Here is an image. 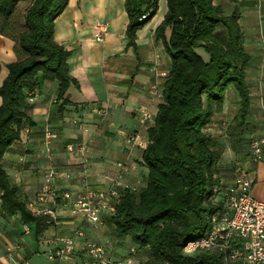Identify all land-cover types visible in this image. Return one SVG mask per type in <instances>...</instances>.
I'll use <instances>...</instances> for the list:
<instances>
[{"label": "trees", "instance_id": "16d2710c", "mask_svg": "<svg viewBox=\"0 0 264 264\" xmlns=\"http://www.w3.org/2000/svg\"><path fill=\"white\" fill-rule=\"evenodd\" d=\"M69 1L0 0V22L9 21L22 3H29L26 29L16 41V50L24 57L8 65L0 87V210L19 214L24 224L34 223L37 237L51 224L28 207L26 196L10 180L4 156L31 124L29 99L47 81L58 82L56 114L72 104L68 89L71 84L79 87V82L70 74L71 52L54 38L56 20ZM159 4L160 0L125 1L128 47H137L138 31L157 15ZM167 8L155 36L170 58V69L163 102L148 129L150 142L143 150L147 182L139 190L123 189L115 214L104 217V222L115 238L130 239L128 249L135 247L136 257L139 250L147 251L146 261L138 259L139 264H227L221 252L186 254L185 247L204 239L213 228V217L223 210L231 180L218 175L224 144L208 131L215 115L223 111L230 89L239 97L238 113L229 126L231 150L237 158L242 153L248 156L255 133L249 122L252 97L247 79L252 57L236 11L225 15L214 0H167ZM0 33L6 35L1 27ZM243 159L231 170L235 172Z\"/></svg>", "mask_w": 264, "mask_h": 264}, {"label": "crops", "instance_id": "0c3cea01", "mask_svg": "<svg viewBox=\"0 0 264 264\" xmlns=\"http://www.w3.org/2000/svg\"><path fill=\"white\" fill-rule=\"evenodd\" d=\"M125 1L70 0L56 20L54 38L71 52L68 59L70 74L79 82V87L75 84L69 87L72 104L66 106L62 114L55 112L57 81H47L40 91H36L29 99L30 131L4 156L10 180L26 196L28 205L36 200L44 182V173L52 167L68 170L72 175V179L56 182L55 187L61 190H79L86 185L107 188L115 178L116 162L129 164V171L124 175L128 186L138 190L146 185L148 169L142 162L144 149L128 145L126 137L139 133L144 139H149L148 129L163 102L160 91L163 94L164 86L161 88L160 85L164 81L163 74L169 72L170 58L167 55L168 59H163L158 44L161 42L157 40L155 30L168 8L166 6L165 12L159 15L163 1L160 0L157 15L138 31L134 49L128 47L126 30L129 18ZM165 3L167 5V0ZM98 24L107 26L103 41L95 37ZM161 47L164 49L163 45ZM15 50L16 41L0 33V87L8 76V65L17 60ZM153 86L157 87V93L153 92ZM235 96L233 93L227 96L223 111L217 113L214 120L232 110V100H236L234 108H239V97L236 93ZM85 103L90 105L82 108L81 104ZM1 104L0 96V107ZM143 109L150 112L151 120L143 119ZM249 122L253 127L251 133L264 131L262 119L250 115ZM48 129L56 136L50 154L45 152L43 145ZM74 141L86 145V159L79 155L70 157L62 149L66 143ZM233 155L235 157L236 154L232 152L228 158ZM243 161L251 167L253 196L264 200V161L252 166L247 157ZM1 204L0 199V207ZM60 214L61 224L50 226L43 232L42 244L53 234L75 228L76 223L67 212L60 211ZM17 220L22 222L19 214L9 216L0 210V264L30 262L31 253L35 251V243L26 241L24 236L30 234L24 232L26 224ZM20 229L24 237L20 236ZM11 242L14 247L8 250L12 245L7 243Z\"/></svg>", "mask_w": 264, "mask_h": 264}, {"label": "built area", "instance_id": "2783aa9c", "mask_svg": "<svg viewBox=\"0 0 264 264\" xmlns=\"http://www.w3.org/2000/svg\"><path fill=\"white\" fill-rule=\"evenodd\" d=\"M107 33V26L97 25L96 40L103 41ZM164 73L163 76H166ZM157 93V87H152ZM160 97H163L160 91ZM106 113V112H103ZM144 120H151L152 116L146 109L142 110ZM30 128L22 131L21 140L29 133ZM55 134L45 131L43 145L45 152L52 151ZM126 142L130 146L147 148L149 140L139 133L128 134ZM66 153L70 157L81 156L86 159L87 147L83 143L70 142L66 145ZM249 165H256L264 161V131L253 133L249 140ZM244 161L238 165L233 179L227 185L223 210L213 217V228L200 241L188 242L185 249H214L217 248L224 256L227 264H264V200L252 194L253 180L251 167ZM117 172L111 184L105 188H92L88 185L81 189H57L55 184L59 180L69 177L65 171L52 167L44 173V182L34 202L28 207L35 215L48 218L51 226L61 224L60 211L67 212L74 220L79 221L69 232L53 234L46 240L50 249L49 257L57 264H139L135 256L136 248L131 247L120 257L114 256V249L110 242L92 238L87 232L89 228H99L104 217L115 214L116 203L121 191L131 188L125 181V173L129 171V164L119 162ZM51 205H45V204ZM25 233L31 232L30 225L24 227ZM22 264H30L25 260Z\"/></svg>", "mask_w": 264, "mask_h": 264}, {"label": "rangeland", "instance_id": "374dc122", "mask_svg": "<svg viewBox=\"0 0 264 264\" xmlns=\"http://www.w3.org/2000/svg\"><path fill=\"white\" fill-rule=\"evenodd\" d=\"M166 0H163L161 2V10L159 12V15L163 14L166 10ZM215 4L220 5L223 9V12L225 15H230L234 11H236L240 15V24L244 31V46L246 50L251 54V63L247 70V74L249 76V84H250V90H251V108L250 115L252 118L262 119V126H264V0H214ZM28 2L22 3V5L19 6L17 12L13 15V17L7 21V22H0V27L4 30L6 33V36L12 38L14 41H17L19 38V35L26 29L25 25V12L26 8L28 6ZM154 22V20H153ZM161 42V41H160ZM159 49H161V55L163 56V59H168L167 52L165 48L163 49L161 46L163 45L162 42L158 43ZM164 47V46H163ZM17 55V60L22 59L24 55L22 53H18L17 50H15ZM200 53L204 56L205 59H208L206 56L207 54L201 50ZM141 57L138 56V59ZM168 75V72H167ZM166 76H162V80L165 81ZM164 81H162L160 87L162 88L164 86ZM230 89L227 93V95L235 96V90ZM237 94V93H236ZM232 110L229 111L227 114L225 113L224 116L216 117V119L209 125V133L215 136L221 143L223 148V155L221 156V159L218 163L220 172L219 176L224 181L232 180L236 170L234 172L233 164L236 165L237 162H241V159L245 158V153H242L240 158H237L238 154L233 155L230 159L228 158V155H232L231 151V143L232 138L230 136V130L229 126L232 121V119L235 117V115L238 113L239 108H234V104H236V100H232ZM250 117V116H249ZM255 122V121H254ZM252 126V125H251ZM260 128V125H258ZM253 128V127H251ZM249 135V134H248ZM76 142V141H74ZM68 143H66L67 145ZM66 145L62 149L66 152ZM246 145V144H245ZM64 146V144H63ZM88 159V158H87ZM86 164V163H85ZM116 166L118 162L115 163ZM59 171H65L67 174H69V177L66 179H72V175L68 170L60 169ZM63 180V179H62ZM58 182V181H57ZM56 186V184H55ZM139 190V189H138ZM10 216V215H9ZM18 221V220H17ZM76 225H78V221L75 220ZM21 222L20 220L18 221ZM22 223V222H21ZM31 232L30 234L24 235L27 240H32L35 244V251H33L30 257V264H57L56 260H53L49 257V252H47L50 249V246H48L47 242L42 244L40 242V239L42 237L36 236V226L35 224H31ZM21 228V226H20ZM21 237H24L23 234H21V229L18 230ZM17 233V235L19 234ZM92 238L98 239L101 241H108L110 246L114 249V256L120 257L123 253L128 252V245L131 243L129 238H121L117 239L112 235L111 227L108 224V222H104L99 226V228H89L87 232ZM9 237V236H8ZM8 239L12 240L11 237ZM40 242V243H39ZM39 243V245H38ZM8 246L12 245L8 250L13 249V243L10 244L7 243ZM199 251H218L217 248L214 249H196V250H187L185 249L186 254H195ZM145 250H139L138 251V259H140V262L143 263L146 261L148 253Z\"/></svg>", "mask_w": 264, "mask_h": 264}]
</instances>
